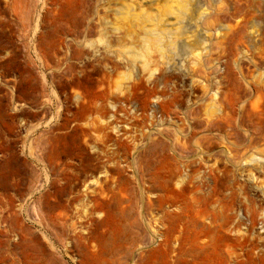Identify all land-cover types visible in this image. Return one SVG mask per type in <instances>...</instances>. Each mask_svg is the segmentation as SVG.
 Wrapping results in <instances>:
<instances>
[{
	"label": "rangeland",
	"instance_id": "rangeland-1",
	"mask_svg": "<svg viewBox=\"0 0 264 264\" xmlns=\"http://www.w3.org/2000/svg\"><path fill=\"white\" fill-rule=\"evenodd\" d=\"M0 264H264V0H0Z\"/></svg>",
	"mask_w": 264,
	"mask_h": 264
}]
</instances>
